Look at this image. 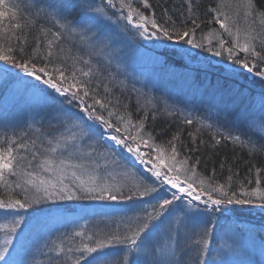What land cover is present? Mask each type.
<instances>
[{
	"label": "snow or ice",
	"instance_id": "6c2138e0",
	"mask_svg": "<svg viewBox=\"0 0 264 264\" xmlns=\"http://www.w3.org/2000/svg\"><path fill=\"white\" fill-rule=\"evenodd\" d=\"M167 4L0 0V87L33 100L24 128L0 136L2 264H44L29 244L50 221L75 226L43 241L47 264H264V222L259 231L221 223L254 207L264 213V168L239 180L225 159L221 181L201 152L231 143L264 156V3ZM202 16L219 27L204 31ZM142 41L189 63L201 52L209 65L219 57L229 62L226 73L258 78L261 89L254 97L240 91L243 103L217 107L210 123L136 87L125 50L143 54ZM16 118L0 114V128ZM166 118L179 124L164 139L155 124Z\"/></svg>",
	"mask_w": 264,
	"mask_h": 264
},
{
	"label": "trees",
	"instance_id": "16d2710c",
	"mask_svg": "<svg viewBox=\"0 0 264 264\" xmlns=\"http://www.w3.org/2000/svg\"><path fill=\"white\" fill-rule=\"evenodd\" d=\"M153 2L155 3V0H153ZM209 2L210 0H202L205 6H207ZM260 2L264 3V0H260ZM13 3H20V0H13ZM171 3L172 0H168V4L165 6H170ZM21 7H23L22 4ZM201 18L205 20V23L202 24L204 31H207L209 27L216 28V24L208 25L207 19L203 16ZM5 23H7V21H5ZM196 51L199 50H195V52ZM157 54L166 61V63L163 64L165 67L169 68V66H173L178 69L171 72L158 69V71H160L157 81L158 87L148 91L151 92L152 95L165 96L168 98L169 103L191 112L193 116L199 115L201 117H208L210 123L214 122V117L210 116L209 112L214 114L217 111V107L222 108L225 105H231L233 100L236 101L237 105L243 103L237 95L240 91L247 89L254 97L260 90L254 91L252 87H259V89H261L258 78H245L244 76L233 78L228 75L223 64L227 61L221 60L219 57H210L213 61H219V63H213L211 65L204 63L203 58L205 56H210L208 53L201 52L200 56L191 62L194 65H189V62L183 61L179 57L166 56L163 49L159 50ZM195 61H199L200 65H196ZM201 62H203V64ZM220 62H222V64ZM12 93L13 91L8 88L0 87V114L7 112L9 114H15L17 117L9 121V127L7 129L0 128V136H3L5 131L10 135L13 128H15L16 131L24 128V119L26 118L27 109L33 103V100L22 90H19L18 93L11 96ZM249 99H252V97H249ZM178 124L179 120L176 118L159 119L155 124V129L157 131L165 129L167 134L162 138L167 139L170 138L171 133L176 130ZM182 139L185 143L190 144V140L187 136V128ZM204 139H208L207 134L204 135ZM201 152L203 153V158L208 168L212 166L216 167L217 178L221 181L228 175L226 169L221 172L219 167L220 161L225 159L232 165L234 171L239 172V180H245L246 178L254 179L255 168H264V156L257 155L250 158L246 152H241L238 148L234 149L231 143L217 146L214 150L202 147ZM201 167L203 168V165ZM249 169H251V172H249ZM261 178L264 179V176ZM121 207L124 206L121 205ZM86 219L90 222H95L99 220L100 217H87ZM227 222L225 225L229 226L238 224V222L256 225L257 231H259V225L264 222V213H262L260 209L254 207L250 214L240 217L239 220L236 217H232L230 220H227ZM79 223H84V221L81 220ZM74 226L75 225L68 221L60 223L51 222L40 241L43 243L45 239L54 240L58 235L57 230L59 232H64L71 230ZM43 250L44 252L47 251L44 247ZM40 261L47 264V257L41 254Z\"/></svg>",
	"mask_w": 264,
	"mask_h": 264
},
{
	"label": "rangeland",
	"instance_id": "374dc122",
	"mask_svg": "<svg viewBox=\"0 0 264 264\" xmlns=\"http://www.w3.org/2000/svg\"><path fill=\"white\" fill-rule=\"evenodd\" d=\"M219 26L216 25V28H218ZM139 48H140V52L143 54H138L136 52V48L135 46L129 49H126V59L127 62L129 64V71L132 72L136 77H137V82H136V87L138 88H143L144 90H149L151 91L152 89L158 87V76L160 75V71H158V69H162V71H166L168 70L169 72L174 71L176 69H178L177 67H173V66H169L165 67V65H163L164 63H158L155 62L152 57L153 56H158L160 57L157 52L159 50H155L153 52V50H151L148 45L147 42H140L139 44ZM161 50V49H160ZM195 52V50H193ZM196 65H200L199 61H195ZM198 62V63H197ZM203 64V62H201ZM222 64V62H220ZM229 62H224V67L226 64H228ZM189 65H194L193 63H189ZM180 71V70H179ZM229 75V74H228ZM233 78H238V76H232ZM237 87V86H236ZM252 89L255 90H260L259 87H252ZM13 91V93L11 94V96L15 95L16 93H18L19 90H15V89H10ZM6 222L3 219H0V223H4ZM227 222V220H221L222 224H225ZM51 223V221L49 222ZM229 223V222H227ZM239 226L241 228H248L251 224L248 223H242V222H238ZM36 231H40V226L36 225L34 222V232ZM46 233V230H44L41 233V238L38 240H34L30 237V244H29V251L30 252H35V258L40 261V257H41V253L44 252L43 250V243L40 241L43 238V235ZM259 244V240H257V245ZM36 248H39V251H35ZM25 260H30L32 259L31 256H25L23 257ZM251 258L253 260L258 261L260 259V252H259V247L257 246L254 250H251ZM237 259H246V257H238ZM0 264H2V262H0Z\"/></svg>",
	"mask_w": 264,
	"mask_h": 264
}]
</instances>
